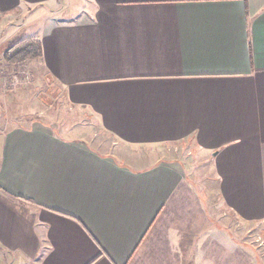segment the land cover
<instances>
[{
	"label": "crops",
	"instance_id": "1",
	"mask_svg": "<svg viewBox=\"0 0 264 264\" xmlns=\"http://www.w3.org/2000/svg\"><path fill=\"white\" fill-rule=\"evenodd\" d=\"M85 2L0 0V264H264V0ZM31 59L109 152L19 109ZM180 141L202 178L153 151Z\"/></svg>",
	"mask_w": 264,
	"mask_h": 264
},
{
	"label": "rangeland",
	"instance_id": "2",
	"mask_svg": "<svg viewBox=\"0 0 264 264\" xmlns=\"http://www.w3.org/2000/svg\"><path fill=\"white\" fill-rule=\"evenodd\" d=\"M85 1L62 0L61 18H74L86 6ZM37 31V28L25 27L22 34L31 38ZM34 45L33 43V48ZM20 63L16 83L12 86L16 89L14 96L19 109L22 108L32 118L39 119L40 117L41 121L47 122L57 132L79 136L102 151L109 152L114 147L115 139L103 131L95 118L83 110L71 107L64 92L49 77H44L38 60H23ZM155 148L153 151L157 154L183 162L193 179H200L204 173H207L202 168V156L189 141L168 143ZM238 228H240L241 240L254 245L257 254L264 262V227L249 224L247 226L239 225Z\"/></svg>",
	"mask_w": 264,
	"mask_h": 264
},
{
	"label": "trees",
	"instance_id": "3",
	"mask_svg": "<svg viewBox=\"0 0 264 264\" xmlns=\"http://www.w3.org/2000/svg\"><path fill=\"white\" fill-rule=\"evenodd\" d=\"M33 48V47H32ZM37 52V51H36ZM36 53H35V48H33V51H31V53H28L27 57H25V59L27 58H31V57H35ZM17 61H19V59H16Z\"/></svg>",
	"mask_w": 264,
	"mask_h": 264
},
{
	"label": "built area",
	"instance_id": "4",
	"mask_svg": "<svg viewBox=\"0 0 264 264\" xmlns=\"http://www.w3.org/2000/svg\"><path fill=\"white\" fill-rule=\"evenodd\" d=\"M17 78H19V77H17ZM15 80H16V78H15ZM11 83H13V84L15 85L16 81H13V82H11ZM14 85H13V86H14Z\"/></svg>",
	"mask_w": 264,
	"mask_h": 264
}]
</instances>
